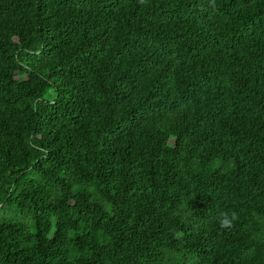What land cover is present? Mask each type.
Here are the masks:
<instances>
[{
	"label": "trees",
	"instance_id": "trees-1",
	"mask_svg": "<svg viewBox=\"0 0 264 264\" xmlns=\"http://www.w3.org/2000/svg\"><path fill=\"white\" fill-rule=\"evenodd\" d=\"M215 5L0 0V264H264V0Z\"/></svg>",
	"mask_w": 264,
	"mask_h": 264
},
{
	"label": "clouds",
	"instance_id": "clouds-1",
	"mask_svg": "<svg viewBox=\"0 0 264 264\" xmlns=\"http://www.w3.org/2000/svg\"><path fill=\"white\" fill-rule=\"evenodd\" d=\"M210 6L215 9V0H209ZM238 219V213L235 211H221L219 213L218 223L221 229H231L234 222Z\"/></svg>",
	"mask_w": 264,
	"mask_h": 264
},
{
	"label": "rangeland",
	"instance_id": "rangeland-1",
	"mask_svg": "<svg viewBox=\"0 0 264 264\" xmlns=\"http://www.w3.org/2000/svg\"><path fill=\"white\" fill-rule=\"evenodd\" d=\"M19 76V75H18ZM16 216V208L5 204V206L0 205V219L2 218H14Z\"/></svg>",
	"mask_w": 264,
	"mask_h": 264
}]
</instances>
